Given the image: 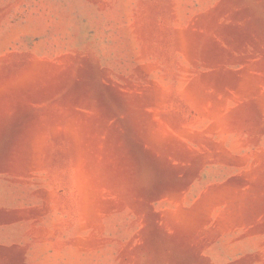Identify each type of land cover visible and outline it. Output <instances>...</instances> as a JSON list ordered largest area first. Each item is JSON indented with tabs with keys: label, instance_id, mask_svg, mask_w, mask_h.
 Segmentation results:
<instances>
[{
	"label": "rangeland",
	"instance_id": "rangeland-1",
	"mask_svg": "<svg viewBox=\"0 0 264 264\" xmlns=\"http://www.w3.org/2000/svg\"><path fill=\"white\" fill-rule=\"evenodd\" d=\"M0 264H264V0H0Z\"/></svg>",
	"mask_w": 264,
	"mask_h": 264
}]
</instances>
